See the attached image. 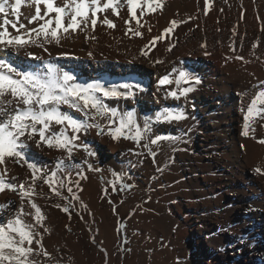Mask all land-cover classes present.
Returning <instances> with one entry per match:
<instances>
[{"label":"bare ground","instance_id":"1","mask_svg":"<svg viewBox=\"0 0 264 264\" xmlns=\"http://www.w3.org/2000/svg\"><path fill=\"white\" fill-rule=\"evenodd\" d=\"M30 2L31 0H25L18 13L19 21L28 28L37 26L29 25L25 18L35 14V7L28 6ZM63 2L64 0H57V4L62 5ZM208 3L209 7L205 14L204 0H186L183 4H180L179 0H171L168 24L165 26L159 24L155 27L143 23L144 27L140 29L143 38L129 33V40L127 41L122 35L120 42L113 36L121 34L118 25L115 24L114 29H109L98 23L95 31L91 30V26L87 31V35L95 39H85V33L78 30L70 37L62 39L59 46L47 45V51L36 47H29L27 51L41 57L43 61H50L62 68L72 67L66 71L74 74L79 83L108 82L105 81L107 78L111 79V83H121L122 77L125 76L129 79L127 82L141 83L145 91L138 93L134 99H107L105 103L121 112L135 110L142 124V117L146 115L154 117L155 113L164 107L180 108L187 117L181 121H173L178 123V127H169L175 125L171 122L167 126L169 127L167 131L158 132V135L179 138V143L171 140L161 141L156 145L158 151L154 152L155 157L160 155V158H164L171 146V165L177 167L176 180H179L171 186H165L164 178L152 179L149 174L136 181L134 176L140 175L139 171L147 173L148 170L145 162L138 166L127 159L126 152L133 153L134 150L130 141L113 142L107 136H97L95 129L81 133L77 143L86 144L95 155L91 156L90 160L87 153L83 154V151L80 153V150H77L73 153L71 161H68L74 165L69 169L71 181L82 179L75 190L78 201L85 203L90 201L93 195L94 199H97L95 201L99 203V189L89 176L90 167L99 168L100 171L94 172L104 177H106L105 169L127 175L139 184L143 196L153 197L171 191L168 198L165 196L167 198L165 203L168 206L162 205L163 209H167L169 215L167 216L171 219L172 225H175L174 227L180 232L178 243L174 240L171 243L179 245L184 239L185 243H188L186 237L193 234L198 236H196L197 247L202 241L208 245V248L203 246L204 251L200 256L195 257L193 264H253L259 251L263 255L260 256L258 264H264V176L254 172L258 166L264 170V145L240 134L243 124L241 108L246 111L255 93L264 89V83H261L264 82V1L256 0L252 3L250 0H234L230 11L221 9L213 0H208ZM41 8L43 9V6ZM110 12L108 10L98 15L102 20ZM147 14L150 13L146 12L141 21L148 22V17L151 15L147 17ZM137 15L139 16V12ZM7 18L13 22L16 20L10 12ZM117 18L122 20V27L125 25L124 21L129 20V26L136 28L135 21L131 23L129 15L123 9ZM3 19V15L0 14V23ZM173 19L187 22L180 23L164 42L158 41L155 47L149 45L150 50L145 49L149 51L152 61L157 59L164 61L153 66L141 55V49L163 29L169 27ZM191 26L197 28L192 29ZM149 27L152 29L151 32L148 31ZM8 28L14 33L11 25H8ZM104 33L107 36L103 35ZM201 44H206V48H202ZM254 44L257 45L255 48H253ZM169 45H175V48L173 47L175 50L172 48L171 51H167ZM185 55H194L197 59L191 69H188L186 64L191 63L189 57L193 56ZM236 56L243 59H235ZM186 57H188L187 62L183 61ZM13 58L21 67L40 63L30 60L23 50L18 56L13 54ZM24 58L30 63H24L22 60ZM203 58L207 60L219 58L221 61L215 66L210 63L203 64ZM198 64L200 67H197ZM173 66L194 71L202 81L186 98L182 97L181 101L165 99V91L176 87L175 84L167 85L160 91L156 88L160 76L170 72ZM147 69L151 71L148 76L144 74ZM253 85L258 87L253 88ZM187 86L183 85V87ZM244 92L248 95L243 98L238 95ZM60 107L61 111L70 113L74 118L84 119L80 112L67 105ZM155 126L158 128L157 124L153 125ZM56 127L58 131L59 126ZM253 127L255 133L252 135L256 139L264 138V119L258 117ZM196 137V150L192 152V144ZM241 145L245 147L241 148ZM25 152L28 159L34 156L36 159L43 158L38 164L30 161L45 172L53 170L57 158L65 155L47 148L39 150L34 144L30 149H25ZM149 156L151 155L147 153L146 158ZM4 168L5 166H0V172H3ZM6 168L8 170L6 179L9 183L17 185V191L6 190L0 193V204L11 202L8 208L0 212V225L14 218L15 213L20 209L18 185L25 180L31 182V172L26 165L17 167L8 160ZM131 170L133 172L130 173ZM167 172H171L169 167ZM12 177L16 179H11ZM48 187L44 183L36 184V192L40 195L35 197L39 199L37 206L40 209L49 202L45 194ZM153 187V192L149 191ZM24 203L25 212L34 211L27 206L26 201ZM90 204L87 202L88 206ZM212 210L220 212L214 215V219L209 215ZM221 217L224 218L225 224L221 223L223 221ZM24 219L30 223L32 217L25 216ZM255 222H261L260 226L257 227ZM114 227H108L106 224L102 229L95 230L97 232L95 234L98 235L95 236L96 239H100L97 241L98 248H104L110 256L115 240ZM254 231L261 234L259 245L256 246H252L254 243H251L255 238H250L254 235ZM235 237L240 238V242H236ZM49 238L53 244L54 236ZM151 250L153 251V248ZM161 252L154 250L151 253L152 263L157 261L159 253L162 259L168 257ZM174 252H176L175 248L172 254ZM240 255L245 257L246 262L237 260ZM159 263L164 264L165 261ZM180 264L186 263L180 262Z\"/></svg>","mask_w":264,"mask_h":264},{"label":"snow or ice","instance_id":"2","mask_svg":"<svg viewBox=\"0 0 264 264\" xmlns=\"http://www.w3.org/2000/svg\"><path fill=\"white\" fill-rule=\"evenodd\" d=\"M24 2L25 0H0V14L4 17L0 23V166H5L3 172H0V193L6 190L17 191V185L9 183L6 179L8 160L15 164L23 162L31 172V182L25 180L18 185V195L21 200L19 211L6 224L0 225V264H34L29 259L34 252L32 245L35 243L38 248L43 247L41 239L37 237H41L38 227H44L45 219L41 209L32 200L33 196L40 195L36 192V181L42 180L53 194L60 195L57 189L66 186L65 180L72 182L69 169L74 165L68 161H71L73 153L83 150L89 156L95 155L86 144L77 143L81 133L95 129L97 136H107L117 143L121 140L131 141L137 147H140L141 141H144L143 148L155 159L156 153L152 151V146L164 140L175 142L179 138L163 135H156L153 138L151 135L153 125L187 118L180 108L164 107L156 112L154 117L147 115L142 117L141 126L135 110L121 112L105 103L107 99H134L138 93L145 91L141 83L101 81L79 83L71 72L50 61H43L41 57L27 51L29 47L43 48L47 51V45L59 46L62 39L70 37L78 30L85 33V39H95L87 35L89 26L92 31H95L98 23L109 29L116 27L107 16L101 20L98 14L110 10L113 16H120V11L125 7L130 20L136 23L135 29L127 27L125 35L131 33L132 36L143 38L140 29L144 24L141 23V19L146 12L162 11L165 0H64L62 5L57 4V0H31L28 6L35 7V14L25 17L29 25H37L31 28L19 21L18 13ZM208 7V0H204L205 14ZM137 9L140 10L139 16ZM9 12L16 17L15 22L7 18ZM186 22L171 20L169 27L144 45L141 55L153 66L164 63L159 59L152 61L149 51L145 49H149V45L155 47L158 41L164 42L180 23ZM124 23L127 26L130 21L125 20ZM8 25H11L14 33L9 31ZM148 31H152L151 27ZM174 46L169 45L166 50L171 51ZM256 46L254 44L253 48ZM201 47L206 48V44H201ZM22 50L30 60L40 63L26 67L19 66L13 54L18 56ZM234 58L243 59L239 56ZM201 83V78L194 71L173 66L170 72L158 79L156 88L160 91L167 85L175 84L176 87L165 91V99L180 100L182 97L186 98L195 90V86ZM183 85L188 86L183 87ZM257 87L253 85V88ZM238 95L243 98L248 93H238ZM61 105H67L80 112L84 119H76L70 113L61 111ZM241 112L243 114L241 136L250 137L264 145V138L256 139L252 135L255 133L253 124L256 119L258 117L264 119V89L258 90L248 103L246 111L242 107ZM55 126H59L58 131L55 130ZM33 144L39 150L53 149L65 155L57 158L53 170L44 172L29 161L25 152V149H30ZM244 147L245 145H241V148ZM133 154L140 155V153ZM89 170L100 171L99 168L91 167ZM254 172L264 176V170L259 166ZM62 174L63 178H61ZM111 175L115 179L109 181V184L114 189L115 184L122 182V174L112 171ZM121 186L130 187L122 183ZM68 192L72 193V188H68ZM72 198L77 199L74 195ZM25 201L27 206L34 210L33 212L24 211ZM10 203L0 204V212L8 208ZM61 210L68 211L67 208ZM25 216H31L34 223L26 222ZM44 231L47 232L48 229L44 228ZM44 255L49 256L47 252Z\"/></svg>","mask_w":264,"mask_h":264},{"label":"rangeland","instance_id":"3","mask_svg":"<svg viewBox=\"0 0 264 264\" xmlns=\"http://www.w3.org/2000/svg\"><path fill=\"white\" fill-rule=\"evenodd\" d=\"M179 1L180 4L186 2V0ZM233 1L234 0H213V2L217 4L221 9L229 11L232 9ZM250 1L254 3L256 0ZM170 7L171 0H165L162 11L157 10L156 13L147 14V17L148 15H151L148 17V22L141 21V23L150 24L155 27L159 24H162L164 26L167 25ZM123 11L128 14L126 7L123 8ZM139 11L140 10L137 9V13ZM120 12H122V10ZM107 18L118 25L119 32H121V34L113 35L114 38L121 42L122 35H124L128 41L130 36L125 35V32L129 25H124L122 27V20L120 21L117 16H113L111 12L107 16ZM133 22L134 21L131 20V23ZM191 27L192 29L197 28L193 26ZM103 35L107 36L106 33H104ZM174 48L173 50H175ZM185 56H193L189 57V60H192L191 63L186 64V67L188 69H191L197 59L194 55ZM187 58L188 57H186L184 60H180L187 62ZM22 60L24 63H30L27 58H24ZM220 61L221 59L219 58L215 60H207L206 58L202 59L203 64L210 63L215 66H217ZM200 64H198L197 67H200ZM220 67H222V65H220ZM63 69H72V67L67 66L63 67ZM150 73L151 71L149 69L144 72L146 76H148ZM122 79L123 82H127L129 80L127 76L122 77ZM105 81L111 82V79L107 78L105 79ZM176 101H181V99ZM139 123L142 126V123L140 121ZM173 123L175 125H171L169 127L176 128L179 126L178 123ZM156 124L158 125V128H156V126L152 128L151 135L153 138L158 135V132L167 131L169 128L167 126L170 123H155L154 125ZM56 129L57 127L55 126V130ZM158 129H160V131ZM131 143L133 144L132 147L134 148L133 153H140V155H134L133 153L126 152L127 159L131 162H134V164H137L138 166H141V163L145 162L146 169L148 170L147 173L143 171H137L140 175L134 176V178H136V181H139L140 178H143L145 174H149L150 176H152V179L154 178L157 180H161V178H164L165 186H171L179 182V180H176L177 174L175 173L177 167L171 165V146H169L170 148L167 150L164 158H160V155H158L157 157H155V159H153L152 156L146 158L147 150L143 148L144 141H141L140 147H137L133 142L130 141V144ZM176 143H179V140H177ZM196 143L197 137L192 144V152H195L196 150ZM82 151L83 150H80V153ZM152 151H158L156 145L152 146ZM82 153L85 154L84 151ZM88 158H90L91 160V156H88ZM30 160L38 164L43 160V158L36 159L34 156L32 159H29V161ZM154 161L156 162L154 163ZM15 165L19 167L22 166L23 163ZM154 167L156 169H154ZM168 167L170 168L172 173L167 172ZM106 170L108 169H105L104 171L106 177L95 173L92 170L89 173L90 178L94 180L95 186L99 189V203L95 201L97 199H94L93 195L91 196L92 200L90 198V201H85V203L72 198L73 195L75 196V190L79 187V182L82 180L81 178L74 179L71 183H69L68 180H65L66 186L57 189L60 192L59 196L53 194V192L48 187L45 194L48 197L49 202H47L45 206H42L43 208L41 209V212L45 217L43 221L44 227H38V231H40L41 237H37V239H41L43 247L38 248L34 243L32 245L34 252L29 258L32 262H34V264H156V262L160 264L159 261H165L164 264H176L177 258L175 257V255H180V252L176 251L172 254L173 248L179 251L184 250L181 253H183L182 256L185 257V262H180L193 264V260H195L196 256L201 255V253L205 249L204 247L206 246L208 248L206 242L203 241L202 244L197 247L196 239L198 236L196 235V237L193 234L190 237H186L189 241L188 243H180L179 245H177L180 232L177 227H174L175 225H172V221L167 214V209H163L162 207V205L168 206V204L165 202H167L166 199L168 198V195L171 191L163 194H157L153 197L143 196L141 194L142 188L139 186V184L133 181L129 176L124 174H122L121 183L125 186L130 187H122L121 183H117L115 184V188L113 189L112 185L109 184V181H113L115 178L111 175V172L109 170ZM131 172L133 171L131 170L130 173ZM151 172L153 173V175H151ZM37 183H43V181L37 180L36 184ZM68 188H72V193L68 192ZM153 189L154 187L149 191L153 192ZM165 196H167V198H165ZM32 200L38 205L39 199L33 196ZM87 202L91 204L88 206ZM62 208H67L68 211H62ZM198 210L201 211L199 208ZM209 215L214 219L215 213H209ZM221 219H223L221 223L225 224L226 222L224 218L221 217ZM105 222L108 227L115 226L113 229L115 240L114 247L111 249V256L107 254L104 248H98L97 241H99L100 239H96L98 235L95 234L97 233L95 230H99L100 228L102 229L104 225L106 226ZM30 223H34L33 219H31ZM255 224L260 225L261 222H255ZM44 228H47L48 231L45 232ZM255 229L258 230V228ZM111 232L113 233L112 228ZM49 236H54L55 239L53 244H51ZM252 237L255 238L254 242H251L254 243V245L252 246L259 245L261 234L257 231H254V235L250 236V238ZM189 238L191 240H189ZM235 238L234 239L236 240V242H240V238ZM173 240L177 243L172 244L171 242H173ZM182 241H185V239ZM191 241L194 243V245H196L193 249V252L192 250H190L191 247L189 246ZM152 248L153 251L151 250ZM154 250H157L159 252L162 251L161 254L165 253L166 255H168V257L162 259L160 258L161 256L159 253L157 261H155V263H152L151 253H153ZM45 252H47L49 256H45ZM260 252L261 251H259V253L257 254L258 256L255 258L253 264L259 263L260 256L263 255ZM237 260L246 262L245 257L242 255H240ZM180 262L178 264H180Z\"/></svg>","mask_w":264,"mask_h":264},{"label":"water","instance_id":"4","mask_svg":"<svg viewBox=\"0 0 264 264\" xmlns=\"http://www.w3.org/2000/svg\"><path fill=\"white\" fill-rule=\"evenodd\" d=\"M184 251V250H183Z\"/></svg>","mask_w":264,"mask_h":264}]
</instances>
